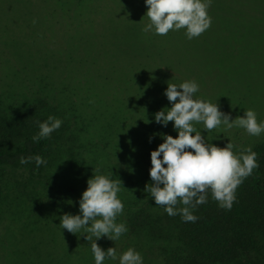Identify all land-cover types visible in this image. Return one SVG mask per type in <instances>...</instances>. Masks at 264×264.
Listing matches in <instances>:
<instances>
[{"label":"trees","instance_id":"1","mask_svg":"<svg viewBox=\"0 0 264 264\" xmlns=\"http://www.w3.org/2000/svg\"><path fill=\"white\" fill-rule=\"evenodd\" d=\"M74 1L65 25L0 24V264H95L90 233L59 227L63 215L79 214L78 202L95 174L121 181L124 213L117 223L128 228L119 240L97 241L103 250L135 248L144 264H264V134L236 146L225 126L207 133L195 125L217 147L231 142L237 154L251 147L258 155L259 168L238 187L231 210L220 208L209 189L207 203L193 211L199 219L184 222L146 191L151 151L162 136L178 135L173 122H155L157 112L172 106L164 96L168 83H206L194 71L215 64L223 69L235 50L215 41L225 30L222 13L216 17L209 8L211 27L197 38L188 39L184 29L138 37L150 23L147 8L129 18L142 22L133 26L122 22L131 6L126 2L87 0L82 12L84 3ZM111 8L123 11L115 17ZM197 56L203 63L190 68ZM236 102L232 119L248 110L242 98ZM255 110L264 115V103ZM50 115L63 121L61 128L33 142L38 122ZM36 155L47 164L20 163Z\"/></svg>","mask_w":264,"mask_h":264},{"label":"clouds","instance_id":"2","mask_svg":"<svg viewBox=\"0 0 264 264\" xmlns=\"http://www.w3.org/2000/svg\"><path fill=\"white\" fill-rule=\"evenodd\" d=\"M211 3L212 0H145L150 23L143 30L164 36L184 29L188 39L197 38L211 27L208 12ZM198 92L199 85L195 81L179 85L168 83L164 96L172 106L157 112L155 122L163 127L173 122L178 135L176 138L162 136L164 142L151 151L152 183L146 188L155 205L164 207L169 216L181 215L184 222L192 223L199 219L193 211L207 203L209 189L220 208L231 210L236 202V190L259 168L258 155L251 147L239 154L234 152L231 142L223 148L217 147L209 143L195 125L203 124L207 133L225 126L243 128L250 136L264 134V121H258L254 110H246L243 117L232 120L231 114L222 112L218 103L195 98ZM62 124L61 119L51 115L38 122L39 132L32 137L33 142L50 138ZM33 161L37 168L47 164L39 155L20 158L21 164ZM94 171L99 173V169ZM87 185L78 202L79 214L63 215L59 227L72 234L82 229L90 233L86 239L91 241L95 264H105L109 259L118 260L119 264H144L143 256L135 248L118 253L115 247L105 251L97 243L101 238L114 242L128 232L124 222L117 223V217L124 213V203L118 196L121 181L95 174ZM178 204L184 207L177 208Z\"/></svg>","mask_w":264,"mask_h":264},{"label":"rangeland","instance_id":"3","mask_svg":"<svg viewBox=\"0 0 264 264\" xmlns=\"http://www.w3.org/2000/svg\"><path fill=\"white\" fill-rule=\"evenodd\" d=\"M76 1L80 6L84 3L82 12H85L87 0ZM119 1L131 5L123 12L122 22L133 23V26L142 24L129 18H138L141 10L147 8L146 5L133 0ZM212 3L210 9L212 7L216 17L222 13L225 25V30L215 41H228L229 48L235 47V50L224 59L223 69H220L219 64H215L210 70L194 71L195 77L206 82L198 83L199 92L196 94H199V99L218 103L226 114H231L229 112L235 110V105H238L236 100L242 98L248 110H254L258 117L261 113L255 110L256 106L264 103V0H212ZM75 4L74 0H0V24L65 25L70 19L68 11L72 10ZM122 11L120 8H111L109 15L117 17V12ZM145 34L143 30L137 36L142 37ZM203 60L197 56L193 62H189L190 68L197 69L196 65L200 66L199 63H203ZM217 84L223 85L217 87ZM226 90L236 96L223 97ZM260 117L262 119L258 117V121H264V115ZM226 131L227 134L236 136V146L249 141L250 135L243 128L232 127Z\"/></svg>","mask_w":264,"mask_h":264}]
</instances>
